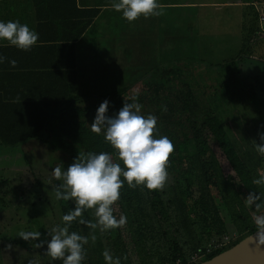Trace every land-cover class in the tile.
Masks as SVG:
<instances>
[{
  "label": "trees",
  "instance_id": "obj_1",
  "mask_svg": "<svg viewBox=\"0 0 264 264\" xmlns=\"http://www.w3.org/2000/svg\"><path fill=\"white\" fill-rule=\"evenodd\" d=\"M250 10L251 18L242 25L238 58L243 52L251 54L250 43L260 33L257 12L253 6ZM83 12L87 13L85 21ZM75 13L70 19L71 28L77 31L74 40L89 28L97 11ZM58 49L62 48L37 46L30 50ZM141 51L149 57L135 67V77L140 74L136 79L107 92L103 89L96 101L87 102L78 97L75 71L56 69L59 65L34 70L13 67L10 71L0 63V146L11 152L36 143L55 155L62 168L87 152H108L119 162L116 150L104 140L103 130L97 134L90 129L95 110L105 99L110 102L106 114L113 115L123 100L132 103L135 98L134 102L141 106V115L156 117V134L167 136L173 143L166 165L170 178L167 187L148 190L142 184L130 188L124 183L119 189V199L111 207L116 218L120 214L126 216L125 225L101 230L100 226L91 228L78 223L80 218L71 222L69 232L88 238L83 246L82 264H105L101 255L105 249L120 257L121 264H196L187 263L193 255L202 257L199 264L257 231L253 217L264 214V184L253 183L264 176V158L251 161L241 155L220 113L213 109L202 85L188 72L191 68L186 61L161 64L157 58L164 54H157L155 49L149 53ZM3 53L0 50V55ZM235 66L231 60L216 70L225 72ZM239 75L235 69L226 82L219 80V90L229 96L232 86L240 81ZM250 99L254 101L253 96ZM253 127L260 131L259 126ZM56 188L52 194L62 226L61 217L72 210L74 200H58ZM248 192L259 194L255 202L260 204L259 209L245 204ZM93 212L94 209L82 212L83 219L95 223ZM217 244L221 246L214 248Z\"/></svg>",
  "mask_w": 264,
  "mask_h": 264
},
{
  "label": "rangeland",
  "instance_id": "obj_2",
  "mask_svg": "<svg viewBox=\"0 0 264 264\" xmlns=\"http://www.w3.org/2000/svg\"><path fill=\"white\" fill-rule=\"evenodd\" d=\"M200 15L199 20L195 16L193 29L207 31L202 35L205 37L204 42L213 35L209 33L211 26L219 28L220 30L214 31L215 44H210L206 49L194 50L191 46L184 47L185 45L170 47L167 54L158 56L157 60L161 64L177 60L186 61L193 70L188 72L202 85L204 96L209 98L213 109L220 113L226 130L241 155L246 159L251 158V161L256 157L264 158V154H259L255 147V143H260L259 138H256V142L253 140L258 136L256 133L264 132V32H260L250 43L251 54L243 52L238 58L242 23L236 26L235 22L239 13L232 7H219L204 9ZM172 16L168 19H177L171 18ZM194 20L187 17L182 23L177 19L175 27L168 22L167 31L169 33L176 28L177 31L186 33L184 29L191 26ZM137 28L139 31L145 26L141 24ZM119 29L121 26H118ZM188 34L191 36V33ZM182 37L184 43H189L188 36ZM222 37L226 39L225 44L224 39L220 40ZM127 42L133 45L129 40ZM141 54L142 58H139ZM132 55V63V56H129L127 63L131 66L130 69L139 67L149 57V54H144L141 50H134ZM231 60L235 61V68L225 72L216 70L219 65H225ZM235 69L240 74V81L232 86L230 95L226 96L219 90V80L221 83L226 82L229 73ZM125 82H132L131 73ZM251 96L254 97L253 102ZM200 99L204 104L203 98ZM253 126H259L260 131L257 132ZM55 157L36 143L16 152L0 146V264H61L60 260L52 261L45 251V246H37L39 241L20 237L21 232L38 231L39 240L46 241L50 239L46 233L61 224L52 194L54 188L62 183L52 176L51 169L57 166L62 168ZM177 170L174 168V171ZM169 179H166L161 189L167 187Z\"/></svg>",
  "mask_w": 264,
  "mask_h": 264
},
{
  "label": "clouds",
  "instance_id": "obj_3",
  "mask_svg": "<svg viewBox=\"0 0 264 264\" xmlns=\"http://www.w3.org/2000/svg\"><path fill=\"white\" fill-rule=\"evenodd\" d=\"M115 11L121 12L122 18L131 22L139 16H159L162 8L157 0H117L112 4ZM38 33L30 29L26 23L9 20L0 21V41L8 45L28 51L37 41ZM4 57L0 55V63ZM15 66V60L8 61ZM123 100L122 106L113 115H107L110 102L103 100L95 110L90 129L100 134L103 130L104 140L116 150L119 162L113 160L108 152H87L75 157L71 164L63 169L57 166L51 169L52 176L62 181L55 190L58 200H74L72 210L62 215L61 225H56L46 233L50 237L46 241L39 240L40 232H21L20 237L39 241L37 246H45V251L52 261L60 260L61 264H82L85 258L83 246L88 238L77 232H69L73 220L86 224L91 228L100 226L101 230L120 228L126 224L127 218L120 214L113 215L111 205L119 199V189L124 183L128 187L143 185L148 190L160 189L166 179V165L169 154L173 152V143L167 136L156 134V117L152 114L141 115L140 105ZM260 143H255L259 154H264V132L257 133ZM255 184H264V176L254 180ZM259 194L248 192L245 204L260 208L255 203ZM94 209L95 223L86 221L82 212ZM253 221L257 235L264 237V214L254 215ZM95 240V236L92 237ZM101 255L105 264H121V258L113 256L105 249Z\"/></svg>",
  "mask_w": 264,
  "mask_h": 264
},
{
  "label": "crops",
  "instance_id": "obj_4",
  "mask_svg": "<svg viewBox=\"0 0 264 264\" xmlns=\"http://www.w3.org/2000/svg\"><path fill=\"white\" fill-rule=\"evenodd\" d=\"M114 2L117 0H0V21L15 20L26 23L38 33V39L30 49L37 46L62 48L48 52H34L29 49L25 52L8 45L6 41H0V50L4 52L3 68L12 71L13 66L9 65V60L16 61V68L33 70L59 65L56 69L75 71L77 94L82 97L81 102L96 101L103 89H107V92L129 85L125 81H128L130 73L132 81L134 80L135 68L130 69L131 66L127 65L129 56H132L130 63L133 61L134 50H148L149 53L151 49H155L157 54L165 55L170 47L185 45L184 47L191 46L193 50L206 49L210 44H215L214 31L220 29L211 26L209 33L213 35L203 42L205 37L202 35L207 31L193 29L195 16L199 20L200 12L204 9L232 7L239 13L236 26L241 23L244 25L251 18L249 13L253 0H157L162 8L161 15L147 18L139 16L131 22L122 18L121 12L112 8ZM74 8L75 10H72ZM76 10H96L97 14L89 28L74 40L77 31L71 28L73 26L70 19L72 14L77 15ZM81 15L85 21L87 13L83 12ZM169 16L179 19L182 23L187 17L195 20L191 22V26L184 29L186 33H181L176 28L168 33L167 23L175 27L177 22V19L169 20ZM141 24L145 28L137 31V26ZM118 26H121V29L118 30ZM240 31L242 36V27ZM188 33H191V36ZM182 36H188L189 43H184ZM221 39H224L225 44L226 39ZM127 40L133 42V45ZM62 57L65 59L61 60Z\"/></svg>",
  "mask_w": 264,
  "mask_h": 264
},
{
  "label": "water",
  "instance_id": "obj_5",
  "mask_svg": "<svg viewBox=\"0 0 264 264\" xmlns=\"http://www.w3.org/2000/svg\"><path fill=\"white\" fill-rule=\"evenodd\" d=\"M199 264H264V237L255 231L231 249Z\"/></svg>",
  "mask_w": 264,
  "mask_h": 264
},
{
  "label": "built area",
  "instance_id": "obj_6",
  "mask_svg": "<svg viewBox=\"0 0 264 264\" xmlns=\"http://www.w3.org/2000/svg\"><path fill=\"white\" fill-rule=\"evenodd\" d=\"M252 6L254 7V9L257 12L258 15V25L260 28V32H264V0H253L252 2ZM221 246V244H217L214 248H219ZM210 253V250L207 249L206 254ZM202 259V257L197 256V255H193L189 258V260L187 261V263H196L198 264V262ZM173 264H178L177 263H173Z\"/></svg>",
  "mask_w": 264,
  "mask_h": 264
}]
</instances>
